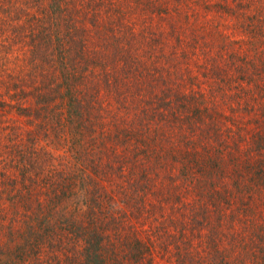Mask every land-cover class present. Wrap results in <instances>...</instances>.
<instances>
[{
	"label": "rangeland",
	"instance_id": "1",
	"mask_svg": "<svg viewBox=\"0 0 264 264\" xmlns=\"http://www.w3.org/2000/svg\"><path fill=\"white\" fill-rule=\"evenodd\" d=\"M21 2L0 21V264H99L98 241L103 264H264V0H64L63 59L28 51L52 0Z\"/></svg>",
	"mask_w": 264,
	"mask_h": 264
},
{
	"label": "trees",
	"instance_id": "2",
	"mask_svg": "<svg viewBox=\"0 0 264 264\" xmlns=\"http://www.w3.org/2000/svg\"><path fill=\"white\" fill-rule=\"evenodd\" d=\"M22 0H0V11H4L3 13H0V21L2 20V15L8 13V10L11 9H15L17 4L20 6L21 4H23L21 2ZM34 1V0H31ZM30 2V1H29ZM62 4H65L64 0H52V5H51V13H48L49 18H50V24L47 26H40L41 29H39V31H36L34 33H32V42L34 43L33 45H31V49L28 50L30 53L34 54V55H44L45 56V52L48 51L49 49V44L53 43L54 39L56 40V42H58L57 40L62 39V35H56V31H54V27L53 25H55L56 23V17L54 15H57L56 11H61L63 6ZM18 7V6H17ZM42 10L40 7H38L37 10ZM37 17V16H35ZM40 19V18H39ZM68 35H66V37H70L72 36V31L67 32ZM70 39H72L70 37ZM66 41V39H65ZM59 47L58 48H63V52L58 49V55L60 59H63V57H67V48L66 45H68L66 42L65 44H63L61 46V43L58 42ZM61 46V47H60ZM47 48V50H46ZM27 53V51H26ZM43 61V60H41ZM62 65V64H61ZM67 66V64H66ZM64 65V67H66ZM68 226L69 227H64V229L62 230V232L66 231L68 233V235L71 236V231L69 228H71V230H73V236H76V238L78 236L81 235V233H79V228L77 227L76 223H71L68 222ZM67 224V221L63 223V225L65 226ZM30 234L31 231L29 233V238L28 237H22L23 242V246L25 247L27 246L28 248L33 247V251L31 252V254H34L36 252V247L34 249V246H38V244H35L36 239L35 238H31L30 239ZM72 237V236H71ZM90 243V240H89ZM94 245L89 246L91 248V251L88 258L90 259V261H97L99 260V264H103V262H105V258L106 256H102L101 255V248L102 246H104V242L102 241H98L96 243H93ZM23 252L25 253V255L22 256H18L21 259L23 258V260L26 258V256L28 255L29 251H26L24 248H22ZM30 250V249H29ZM22 261V260H21ZM103 261V262H102ZM96 264V263H95Z\"/></svg>",
	"mask_w": 264,
	"mask_h": 264
}]
</instances>
